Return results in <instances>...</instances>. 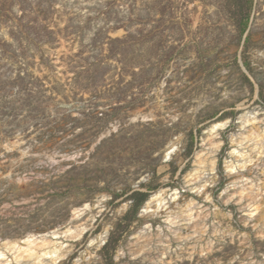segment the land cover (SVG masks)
<instances>
[{
  "label": "rangeland",
  "instance_id": "rangeland-1",
  "mask_svg": "<svg viewBox=\"0 0 264 264\" xmlns=\"http://www.w3.org/2000/svg\"><path fill=\"white\" fill-rule=\"evenodd\" d=\"M251 110L264 119V0H0V241L85 226L60 264H264V236L224 194ZM225 120L212 201L194 196L224 215L192 258L196 237L175 240L144 205L160 188L192 197L185 175ZM146 223L171 239L163 260L155 239L133 259Z\"/></svg>",
  "mask_w": 264,
  "mask_h": 264
},
{
  "label": "bare ground",
  "instance_id": "bare-ground-1",
  "mask_svg": "<svg viewBox=\"0 0 264 264\" xmlns=\"http://www.w3.org/2000/svg\"><path fill=\"white\" fill-rule=\"evenodd\" d=\"M227 124L228 121L225 120L216 121L210 125L208 146L196 154L194 167L185 175V183L188 190H191L192 197L183 204H178L177 201L181 197L178 190L174 189L168 194L165 188H160L152 192L144 205L143 212L152 217L164 213L165 228L173 233L175 240L182 243L191 237H196L194 244L191 243L189 248L191 251L188 256H192V258L196 253V248L197 251H205L207 254L212 251L215 244L212 238L201 244L197 241L208 231L210 226L208 218L211 215L213 217L224 215L220 208L213 209V211L204 208L203 204H200L194 196L205 194V200L212 201L211 193H207V189L215 181L216 155L222 146V141L219 139L220 131L226 128ZM239 124L240 131L230 134L231 150L228 152L229 158L224 160L226 172L231 177L230 185L224 190L225 201L228 204L233 201L238 205V208L243 212L241 220L246 224L245 228L252 223L255 231L260 236H264V119L251 110L239 116ZM173 147L171 142L166 156H170ZM255 169L261 170L262 178L251 175ZM173 202H177L176 210L170 208V204ZM87 206L86 203L85 207ZM80 210L83 209L74 208L73 214L79 216ZM226 216L230 218L231 213ZM211 226L214 235L218 233L223 236L225 234V232L221 233L214 222ZM152 230L151 224L146 223L136 231L134 235L136 248L131 252L134 255L133 259L138 258L140 252L142 253L146 245L148 246L154 239L164 243L160 252L162 256L159 259L163 260L167 257L171 239L166 238L161 226L155 233H151ZM183 230H186L185 234ZM85 231V226L75 229L67 226L63 231L54 229L41 234L27 233L19 238L5 239L0 241V264H60L71 255L70 244L64 241L78 240ZM228 233L232 234L231 230H228ZM243 234L246 235V240L249 239L247 232ZM105 237L106 232L100 233L96 239H91V244L97 242L98 239L100 245ZM156 261L154 260L152 263H156Z\"/></svg>",
  "mask_w": 264,
  "mask_h": 264
}]
</instances>
